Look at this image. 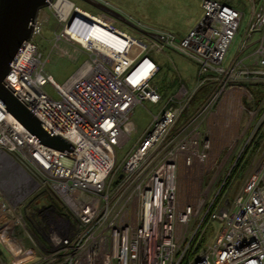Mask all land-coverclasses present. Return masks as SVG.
Segmentation results:
<instances>
[{
	"label": "built area",
	"instance_id": "1",
	"mask_svg": "<svg viewBox=\"0 0 264 264\" xmlns=\"http://www.w3.org/2000/svg\"><path fill=\"white\" fill-rule=\"evenodd\" d=\"M96 1L130 25L71 0H51L47 8L60 28L58 43L77 44L86 59L61 85L45 75L46 60L35 42L43 31L38 17L4 80L71 151L42 145L0 105V264H9L7 255L20 261L30 249L37 253L33 264H264V144L255 145L264 133V0L257 7L250 0L243 38L249 43L231 60L244 17L227 3L201 0L202 18L179 36ZM165 49L197 63L196 85L179 78L169 100L151 115L147 134L118 163V151L136 131V106L162 101L152 84L160 69L149 54ZM225 102L238 112L232 107L233 118L218 115L233 127L221 147L233 149L247 135L242 149L257 152L232 198L221 194L231 171L219 188L215 178L203 186L204 154L197 153L199 145L203 152L211 149L209 122ZM197 171V195L189 201L190 187L181 195L179 184L192 182Z\"/></svg>",
	"mask_w": 264,
	"mask_h": 264
},
{
	"label": "rangeland",
	"instance_id": "2",
	"mask_svg": "<svg viewBox=\"0 0 264 264\" xmlns=\"http://www.w3.org/2000/svg\"><path fill=\"white\" fill-rule=\"evenodd\" d=\"M82 9L95 14L97 10L81 0H71ZM115 6L127 16L132 17L136 22L141 23L147 28L157 29L163 32L173 33L179 36H186L192 31L202 18L201 0H103ZM227 3L232 7L238 8L243 13V20L239 31L234 38L229 51V60L235 58L238 54L239 47L249 43L244 40V34L248 27L252 2L250 0H218ZM257 4V3H256ZM40 19L43 20V31L41 36L35 41L42 53L43 60H46L44 73L53 78V80L62 84L86 59V54L77 44L58 43L57 37L60 34V28L52 11L44 8L40 11ZM125 29V28H124ZM125 31L129 32L127 29ZM244 40V42H243ZM254 41L253 39L250 40ZM58 44V48L55 45ZM151 60L158 65L160 71L153 78L152 84L156 86L161 95L162 101L159 104L144 103L136 106L133 112V121L136 127L134 136L118 151V163H122L127 153L133 148L137 140L143 138L149 131L152 116L159 113L163 105L169 100L174 93L179 78L189 85L195 87L197 81L198 65L196 62L188 59L184 55L165 49L163 53L151 52ZM174 67L178 70L175 71ZM45 91L56 97L54 89L50 85L44 87ZM207 88L201 90L197 98H201ZM181 124L179 120L175 128ZM264 129V128H263ZM204 131V130H203ZM205 132V131H204ZM206 136V135H204ZM209 137V136H206ZM205 137V138H206ZM248 136H242L236 147H213L207 151H202L199 145L198 155H203L204 161L201 165L202 185L205 186L210 179L215 178L213 186H218L220 181L230 172L226 185L221 190L222 195L232 198L242 187L243 181L251 171L250 164L256 158L257 152L242 149L243 143ZM257 141V142H256ZM256 146L264 144V133L261 137H256ZM254 142V143H255ZM205 170L207 173L205 174ZM183 176V174H182ZM184 177H182L183 179ZM182 180L179 184L180 194L182 195L189 185ZM192 184V183H191ZM215 188V187H214ZM216 188H219L216 187ZM191 191L197 189V185H191ZM196 191V190H195ZM214 192L216 190L214 189ZM219 225L213 223L214 227ZM213 227L207 233L206 241L213 234ZM28 255L22 260L12 262L7 255L3 257L9 264H33L37 258L35 250L30 249ZM6 255V254H5Z\"/></svg>",
	"mask_w": 264,
	"mask_h": 264
},
{
	"label": "water",
	"instance_id": "3",
	"mask_svg": "<svg viewBox=\"0 0 264 264\" xmlns=\"http://www.w3.org/2000/svg\"><path fill=\"white\" fill-rule=\"evenodd\" d=\"M50 1L0 0V105L42 145L68 153L71 151V145L61 137L53 135L4 85L12 61L22 45L31 39L33 25L40 11L47 8ZM81 1L130 25L127 19L96 0Z\"/></svg>",
	"mask_w": 264,
	"mask_h": 264
},
{
	"label": "bare ground",
	"instance_id": "4",
	"mask_svg": "<svg viewBox=\"0 0 264 264\" xmlns=\"http://www.w3.org/2000/svg\"><path fill=\"white\" fill-rule=\"evenodd\" d=\"M68 33L71 37L78 39L81 42H84V39L82 37H80L79 35H75L74 32L70 31ZM93 34H95V32ZM80 35H82V34H80ZM230 107L232 108L233 104ZM231 108H228L227 102H225L224 104L222 103L218 108V113L214 114L212 116V118L210 119V122H209V127H210L209 142L211 144V148L216 147V145H217V147H220L222 145V143L220 142L221 140H223L225 143H228V140L230 139V136H231L230 132L233 131V129H232L233 127L228 125L223 120V118L221 116H218V115H219V113H221L223 115H229L231 118H233L234 115L238 112V109H236V107H233L232 110L235 112H234V115H232L230 113ZM214 119H215V124H214ZM213 128L216 129V131L214 134H211L212 130H214ZM225 143L223 145H225ZM195 180H196V183L193 182ZM199 180H200V172L197 171V173L192 172V182H190L189 180H184V181H185V184H187V185H189V187H191V185L195 186L199 182ZM185 184L183 183L184 186H185ZM195 190H192L189 192V195H188L189 201L195 200L198 188Z\"/></svg>",
	"mask_w": 264,
	"mask_h": 264
},
{
	"label": "crops",
	"instance_id": "5",
	"mask_svg": "<svg viewBox=\"0 0 264 264\" xmlns=\"http://www.w3.org/2000/svg\"><path fill=\"white\" fill-rule=\"evenodd\" d=\"M255 3H257V4H255L256 7L259 6V0H255ZM254 37H256V34L254 35Z\"/></svg>",
	"mask_w": 264,
	"mask_h": 264
}]
</instances>
